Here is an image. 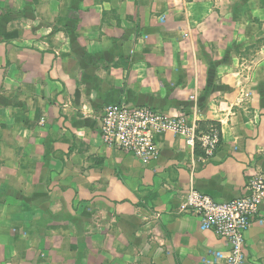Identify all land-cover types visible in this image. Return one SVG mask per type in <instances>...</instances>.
I'll list each match as a JSON object with an SVG mask.
<instances>
[{
	"label": "crops",
	"instance_id": "obj_1",
	"mask_svg": "<svg viewBox=\"0 0 264 264\" xmlns=\"http://www.w3.org/2000/svg\"><path fill=\"white\" fill-rule=\"evenodd\" d=\"M263 25L264 0H0V264L226 252L178 206L191 188L228 201L264 180ZM114 104L185 113L220 142L203 158L166 132L143 164L102 142ZM245 251L264 264V199Z\"/></svg>",
	"mask_w": 264,
	"mask_h": 264
},
{
	"label": "built area",
	"instance_id": "obj_2",
	"mask_svg": "<svg viewBox=\"0 0 264 264\" xmlns=\"http://www.w3.org/2000/svg\"><path fill=\"white\" fill-rule=\"evenodd\" d=\"M166 132L182 137L191 149L200 148L203 158L212 156L220 142L217 128L200 130L198 125L188 121L185 113L169 114L149 106L114 104L105 106L100 117L99 133L103 144L130 153L143 164L158 160L157 137ZM245 190L240 197L217 201L191 188L178 206L179 212L197 216L200 228L212 231L228 247L226 252H212L204 263L252 264L245 251V232L263 203V178L251 177Z\"/></svg>",
	"mask_w": 264,
	"mask_h": 264
},
{
	"label": "rangeland",
	"instance_id": "obj_3",
	"mask_svg": "<svg viewBox=\"0 0 264 264\" xmlns=\"http://www.w3.org/2000/svg\"><path fill=\"white\" fill-rule=\"evenodd\" d=\"M259 32L261 33V35H264V25L259 27ZM262 39L264 38H261V40ZM145 238L146 237H143L141 238V240H144ZM134 250H136V252ZM134 250H131V249L129 250L128 253L130 255L133 254V256L129 258H127L125 255H120V256H117L116 259L115 258L113 259V257H109L110 255L108 256L104 254L102 257H100L99 263L94 262L92 260L88 264H168L167 262L158 263L157 256H156L157 248H154L153 244L150 247H147V246L143 247V246L136 245ZM97 259L98 258H96V260ZM113 260H116V261H113Z\"/></svg>",
	"mask_w": 264,
	"mask_h": 264
},
{
	"label": "trees",
	"instance_id": "obj_4",
	"mask_svg": "<svg viewBox=\"0 0 264 264\" xmlns=\"http://www.w3.org/2000/svg\"><path fill=\"white\" fill-rule=\"evenodd\" d=\"M198 129H200V130H205V129H204L203 127H201L200 125H199Z\"/></svg>",
	"mask_w": 264,
	"mask_h": 264
}]
</instances>
